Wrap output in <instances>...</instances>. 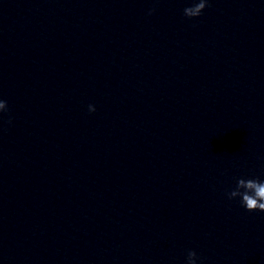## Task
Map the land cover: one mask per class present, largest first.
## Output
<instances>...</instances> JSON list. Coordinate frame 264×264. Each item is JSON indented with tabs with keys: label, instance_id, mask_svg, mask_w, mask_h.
<instances>
[{
	"label": "clouds",
	"instance_id": "1",
	"mask_svg": "<svg viewBox=\"0 0 264 264\" xmlns=\"http://www.w3.org/2000/svg\"><path fill=\"white\" fill-rule=\"evenodd\" d=\"M208 0H195L192 6L186 7L184 15L188 18L199 17L203 10L207 7ZM149 11V15H151ZM7 110V102L0 100V112ZM89 112H94L96 109L93 105L88 106ZM228 198H240L241 205L248 212H264V180L255 178H239L234 189L227 193ZM197 253L190 250L187 253V264H196Z\"/></svg>",
	"mask_w": 264,
	"mask_h": 264
}]
</instances>
